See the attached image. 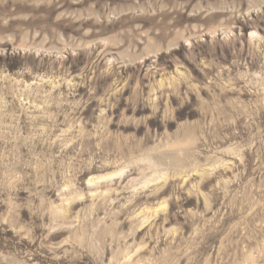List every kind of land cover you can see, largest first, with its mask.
<instances>
[{"label": "rangeland", "instance_id": "obj_1", "mask_svg": "<svg viewBox=\"0 0 264 264\" xmlns=\"http://www.w3.org/2000/svg\"><path fill=\"white\" fill-rule=\"evenodd\" d=\"M0 264H264V0H0Z\"/></svg>", "mask_w": 264, "mask_h": 264}]
</instances>
